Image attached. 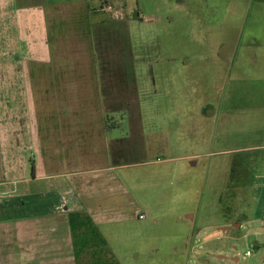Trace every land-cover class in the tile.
I'll return each mask as SVG.
<instances>
[{"label":"crops","instance_id":"0c3cea01","mask_svg":"<svg viewBox=\"0 0 264 264\" xmlns=\"http://www.w3.org/2000/svg\"><path fill=\"white\" fill-rule=\"evenodd\" d=\"M113 1L0 0V264H202V236L186 224L192 219L147 216L149 205L170 208L164 188L136 181L120 163L135 150L128 145L132 124L128 137L117 129L122 113L137 111L127 101L137 65L132 49L127 62L112 36L140 15L121 18ZM149 6L160 31L172 37L163 50L179 49L176 62L175 55L164 57L163 80L193 74L195 89L186 96L202 98L186 111L200 126L213 114L219 123V112H242L264 130V0ZM192 33L195 47L187 41ZM205 52V69L192 71L200 62L190 58L207 62ZM260 200L254 216L264 220ZM213 248L219 249L210 244L205 254L225 258Z\"/></svg>","mask_w":264,"mask_h":264},{"label":"rangeland","instance_id":"374dc122","mask_svg":"<svg viewBox=\"0 0 264 264\" xmlns=\"http://www.w3.org/2000/svg\"><path fill=\"white\" fill-rule=\"evenodd\" d=\"M149 5L150 0H119L118 3L121 18L140 15L126 20L128 25L125 26L124 22L121 32L112 36L121 42L127 62L132 49L137 65L136 89L133 98L129 96L127 99L129 104L137 106V111L122 113V124L117 129L123 137H128V125L132 124L134 133L129 135L128 145L135 150L126 152V155L123 153L124 159L120 163L127 173L136 177V181L143 179L149 188H164L161 199L170 203V208L157 211L149 205L152 214L147 216L173 219L185 217L187 213L194 215L192 220H186V224L192 233L199 232L202 236L198 242L202 247V264H260L264 259V220L254 215L262 203L260 199L264 201V130L253 126V117L244 121L242 112H219V123L213 114L200 126L198 115L186 111L185 105H194L202 98H195L194 93L186 96L195 89L193 74H189L185 81L163 80L164 57L166 54L175 55L176 62L179 49L163 50V40L170 39L171 34L160 31L164 26L153 21ZM237 6L238 9L244 8L242 1ZM173 11L172 20L178 17ZM106 12L111 16L110 10ZM165 22L166 19L162 21ZM206 34H201L204 43ZM197 35L192 33L187 37L194 47L199 39ZM107 50L110 55L111 50ZM193 51L196 53L197 50ZM204 54L207 62L190 58L200 62V65H191L192 71L199 72L201 67L205 69L203 66L210 57L206 52ZM181 86L187 90L182 92ZM235 102L241 104V98ZM179 105L184 111L173 113L172 110ZM249 123L251 128H248ZM139 131L144 138L140 137ZM129 186L135 187L131 183ZM158 199L160 196L150 201L156 203ZM144 200L146 202L147 198ZM221 227L226 228L221 230ZM210 244H217L225 258L207 256L204 248ZM219 249L213 248L212 251L218 253ZM247 249L252 251L249 257L245 256ZM233 256L238 260L234 261Z\"/></svg>","mask_w":264,"mask_h":264},{"label":"built area","instance_id":"2783aa9c","mask_svg":"<svg viewBox=\"0 0 264 264\" xmlns=\"http://www.w3.org/2000/svg\"><path fill=\"white\" fill-rule=\"evenodd\" d=\"M105 8H106V10H110V11H112V10H111V6H109V5H106ZM2 196H3V194L0 193V199L2 198ZM139 217L142 218L143 215H140ZM251 255H252V251L249 250V249H247V250L245 251V256H248V257H249V256H251ZM252 264H258V263L253 262ZM260 264H264V259L261 261Z\"/></svg>","mask_w":264,"mask_h":264},{"label":"water","instance_id":"95a60500","mask_svg":"<svg viewBox=\"0 0 264 264\" xmlns=\"http://www.w3.org/2000/svg\"><path fill=\"white\" fill-rule=\"evenodd\" d=\"M186 217H187L188 219H192L193 215H192V214H187Z\"/></svg>","mask_w":264,"mask_h":264}]
</instances>
